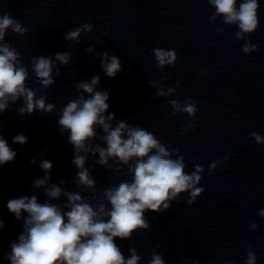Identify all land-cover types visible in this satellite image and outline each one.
Segmentation results:
<instances>
[{
	"label": "clouds",
	"instance_id": "1",
	"mask_svg": "<svg viewBox=\"0 0 264 264\" xmlns=\"http://www.w3.org/2000/svg\"><path fill=\"white\" fill-rule=\"evenodd\" d=\"M215 9L210 21L223 17V23L237 25L239 31L235 33L237 40L254 33L259 27L258 0H208ZM11 29L15 34L23 36L28 31L22 22L5 13L0 16V114L8 110L10 105L22 100L17 109L21 116L32 115L37 110L43 114L56 111V105L47 102L46 95H39L37 91L27 86L29 70L25 67L21 53L5 42L7 31ZM93 30V25L85 23L65 33L68 42H80L82 32ZM222 32L223 29H217ZM72 44L69 43V47ZM257 50V45L250 40L242 46L244 53ZM87 52H93L89 46ZM157 66L163 69L165 65L174 66L177 53L174 50L156 48L153 50ZM71 52H57L55 57L39 56L31 58V72L40 82L41 89H48L55 83V78L61 72L57 67L67 66L71 62ZM101 56L102 70L109 78H114L122 71V62L108 52L97 53ZM55 69V77L53 70ZM203 75V73H201ZM100 76L96 75L90 81L81 80L76 84L78 96L70 99L58 112V125L61 134L68 132V142L74 148L72 163L78 169L75 183L78 188L91 190V196L85 198L80 192L69 191L59 184L51 183V169L49 160H42L40 167L45 172L42 178L34 181L33 187L43 189L47 197L40 203L36 195L10 199L7 208L17 220L22 213H27L23 221V231L17 240L12 242L10 252L5 257L10 264H140L142 257L135 248L130 247L128 257H125L116 238L131 239L138 230H148L149 222L145 213L148 211L162 213L171 207L170 201L179 198L181 193H189V205L204 192V188L197 187L204 172L200 165L190 174L185 172L183 156L173 159L175 149L171 151L163 145L153 133L140 127L130 126L127 121L121 120L113 126L115 116L108 112L109 93L97 91ZM152 87L156 81H151ZM179 87V81L176 82ZM176 89L167 88V92L157 91L156 96L172 95ZM173 115L186 113L195 119L197 101L187 98L183 104L179 100H170ZM194 127L189 125V128ZM100 128L103 135L98 136L96 129ZM251 136L257 144H264V137L257 132ZM27 137L21 133L13 137V143L25 144ZM101 140L106 147H101L94 140ZM47 150L45 149V152ZM99 159L96 163L106 170L115 168L120 171L119 165L128 166L131 181H121L118 185L103 189V194L97 197L96 180L90 175L86 167L88 154ZM16 152L0 135V166L13 162ZM109 159L115 164H109ZM131 162V163H130ZM31 163L35 164L33 158ZM219 161L209 166V171L216 169ZM66 197L63 205L51 203ZM93 200L98 202L92 203ZM264 217V209L259 211ZM255 230L258 225L251 224ZM4 228V221L0 218V230ZM244 264H257L255 251L248 247ZM148 264H165L162 254L153 250ZM199 264V262H195ZM231 264V262H226Z\"/></svg>",
	"mask_w": 264,
	"mask_h": 264
}]
</instances>
